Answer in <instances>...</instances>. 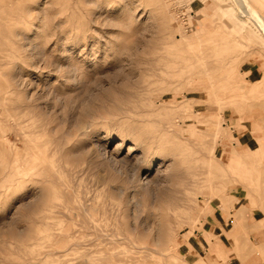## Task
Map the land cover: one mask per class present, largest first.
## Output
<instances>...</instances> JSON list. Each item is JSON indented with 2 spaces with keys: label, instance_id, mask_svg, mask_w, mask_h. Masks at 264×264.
I'll list each match as a JSON object with an SVG mask.
<instances>
[{
  "label": "rangeland",
  "instance_id": "obj_1",
  "mask_svg": "<svg viewBox=\"0 0 264 264\" xmlns=\"http://www.w3.org/2000/svg\"><path fill=\"white\" fill-rule=\"evenodd\" d=\"M252 38L216 0H0V264H190L216 206L232 248L209 264H264Z\"/></svg>",
  "mask_w": 264,
  "mask_h": 264
},
{
  "label": "crops",
  "instance_id": "obj_2",
  "mask_svg": "<svg viewBox=\"0 0 264 264\" xmlns=\"http://www.w3.org/2000/svg\"><path fill=\"white\" fill-rule=\"evenodd\" d=\"M240 129L236 132V143L241 147L255 148L258 145L257 137L253 134H247L243 129ZM241 206L235 207V210L240 209ZM247 214V224L249 226L255 225L257 221L264 218V215L259 210H251ZM233 226V217H228L220 206H216L205 217L200 229H195L189 234L187 232L182 233L180 248L186 261L190 264H209V261H215L217 245H223L227 249L232 248L229 233L233 229ZM250 235L264 238V228L256 231L250 230ZM229 263L243 264L240 257L235 254L231 255Z\"/></svg>",
  "mask_w": 264,
  "mask_h": 264
},
{
  "label": "bare ground",
  "instance_id": "obj_3",
  "mask_svg": "<svg viewBox=\"0 0 264 264\" xmlns=\"http://www.w3.org/2000/svg\"><path fill=\"white\" fill-rule=\"evenodd\" d=\"M216 2L221 14H236L243 30H247L255 37L250 42L264 47V0H216Z\"/></svg>",
  "mask_w": 264,
  "mask_h": 264
}]
</instances>
